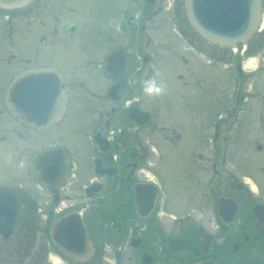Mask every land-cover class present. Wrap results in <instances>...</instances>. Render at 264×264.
<instances>
[{
	"label": "flooded vegetation",
	"instance_id": "af4514ba",
	"mask_svg": "<svg viewBox=\"0 0 264 264\" xmlns=\"http://www.w3.org/2000/svg\"><path fill=\"white\" fill-rule=\"evenodd\" d=\"M163 3L30 0L21 8L0 5V187L19 199L11 238L0 235V264H264V22L234 49L207 42L189 24L188 31L180 28L187 50L197 56L187 67L194 81L183 83L186 97L169 105L170 125L158 119L150 129L152 112L162 109L158 98L155 108L141 107V30L146 33L141 10L160 9ZM81 5L88 6L95 24L106 26L102 55L79 50L80 23L70 13ZM262 10L264 20V0ZM34 17L47 21L38 36L48 47L40 64L34 57L18 58V31ZM26 31L25 46L31 49L35 40ZM199 63L200 77L193 76ZM40 68L61 76L66 94L60 116L45 129L22 123L5 100L14 78ZM131 112L137 117L149 112L150 120L140 126L130 119ZM147 127L149 136L141 140ZM66 131L72 143L83 132L85 154L63 141L60 135ZM37 139L43 144L34 155ZM59 146L69 149L60 186H68L73 203L57 210L50 203L55 188L41 184L49 197L41 241L36 250L21 241L17 259L8 261L16 255L10 249L16 228L30 229L36 211L33 188L19 180L18 170L32 183L39 153ZM66 198L58 191V204ZM171 199L179 200L181 209H174ZM78 213L91 251L73 259L56 246L50 230Z\"/></svg>",
	"mask_w": 264,
	"mask_h": 264
},
{
	"label": "water",
	"instance_id": "95a60500",
	"mask_svg": "<svg viewBox=\"0 0 264 264\" xmlns=\"http://www.w3.org/2000/svg\"><path fill=\"white\" fill-rule=\"evenodd\" d=\"M29 0H0L3 7H19ZM185 12L193 30L208 42L231 47L245 43L257 30L261 20V0H185ZM106 66L110 71L109 57ZM63 80L51 69L28 70L13 81L6 94V106L17 118L35 128L51 125L64 107ZM111 91V89H110ZM131 115V114H130ZM138 124H145L148 113L141 119L131 115ZM36 169L43 183L55 186L63 178L68 166L67 152L51 148L42 152L36 160ZM57 201L55 195L53 202ZM19 201L16 194L0 187V235L9 238L16 222ZM55 232L56 246L73 259L90 252L85 228L76 214L63 217L51 226ZM53 235V234H52ZM59 237V239H55ZM64 236V238H62Z\"/></svg>",
	"mask_w": 264,
	"mask_h": 264
},
{
	"label": "rangeland",
	"instance_id": "374dc122",
	"mask_svg": "<svg viewBox=\"0 0 264 264\" xmlns=\"http://www.w3.org/2000/svg\"><path fill=\"white\" fill-rule=\"evenodd\" d=\"M165 3L161 5L160 9L154 8L152 10L149 9V7H145L141 10V23H145L146 25V33L150 39V42L148 45H146L147 42V35L146 33H143L141 30V87L143 88V91H141V107L146 108L147 110H151L154 107V98H158L160 103V107L162 111H157L153 113V119L154 121L151 122L152 126H148L150 129H154V123L156 120L160 119V124L164 125H170L168 124L170 122L171 117L169 116L170 110L169 105L170 104H176L180 102L181 97H186L187 88L184 85L185 83H191V81H194L190 78L189 72H187L188 63L192 61L191 57H197L194 53L190 52V50H187V45L185 41L180 38L178 35L180 33L179 29L181 28L183 31H188V23L187 18L184 10V0H163ZM167 7V8H166ZM149 11L152 13L149 21H142L143 15L146 13H149ZM63 12H59L60 16L63 14ZM70 13V12H69ZM22 16H30L29 13L26 11H19V15ZM73 16H76L79 19V36H78V43L81 51L90 53H98L101 55L104 54L103 51L106 50V26L105 25H98L95 24L92 21L91 13L87 5H81L79 8L74 12L73 14L70 13ZM59 16V17H60ZM40 19H36L34 17L30 21L29 27L22 25L19 32L18 37V58L22 57H34V63L40 64L43 63L44 54L42 50H47L48 47L45 46L44 49V43H41L38 41V36L40 32H43L47 29V21L45 20L44 24L39 22ZM26 30H29L32 34L35 42L33 47H26L25 46V34L28 32ZM32 30V31H31ZM148 39V40H149ZM72 43L73 40L68 41L67 43ZM36 49H39L38 52H36ZM29 54V55H28ZM100 55V56H101ZM43 56V57H42ZM147 56V58L145 57ZM202 61V59H201ZM201 63L197 64L193 76L199 75L202 70ZM98 70L100 72L103 71V66L99 67ZM148 81H155L156 84L161 86V92L159 94H152L149 95L144 91L145 87L147 86ZM184 83V84H183ZM201 85V84H200ZM161 114V116H159ZM171 114L175 115L176 112H172ZM174 117V116H173ZM182 118V117H181ZM185 119V118H184ZM182 119L184 122L185 120ZM150 124V125H151ZM143 129L141 131V140H146L149 136L148 131L149 128ZM158 129V127H157ZM147 133V134H146ZM63 141L68 144H71L75 151H77L79 154L86 152L87 149V142L85 141V138L82 134L79 135L78 139L75 140L74 143L70 138V135L68 134V131H66V135L64 132L60 135ZM149 141V140H148ZM151 144L152 142L149 141ZM43 142L40 140H35L33 144V153L35 155L36 151H38V148L40 145H42ZM68 144V145H69ZM159 144V143H158ZM159 146V145H157ZM156 147V146H155ZM78 165L83 162L82 155L79 156V158L75 161ZM19 180H22L25 184L27 183L30 187L33 188V195L35 198H37L40 202H43L47 199V196L44 195L45 192L42 191L44 194H40L39 191L36 189V184L38 181L37 173L34 174V179L31 183L30 179L26 177L24 174V171H21L19 168ZM36 172V171H35ZM73 179V178H71ZM70 179V180H71ZM35 183V184H34ZM67 198L66 200L63 199L62 203L56 207V209L63 208L64 206H68L69 204L73 203L70 191H66ZM173 200V208L174 209H181L182 205L179 200L177 199H171ZM34 216V222H33V230H30L29 235L27 236L28 242H31L32 246L31 248L33 250H36V247L38 243L41 241L42 237V225H43V219L42 217L35 211L33 214ZM26 224V222H25ZM40 226V228L36 229L37 226ZM27 227V226H26ZM28 228V227H27ZM22 229L16 228L13 240L15 239L16 235H19L21 233ZM11 238V237H10ZM26 242V241H25ZM14 241L11 242L12 252L15 254V248ZM26 244V243H25ZM5 260V255H1ZM10 258L8 256L7 260L13 261L15 258L17 259V255L13 257V255ZM14 258V259H13Z\"/></svg>",
	"mask_w": 264,
	"mask_h": 264
},
{
	"label": "trees",
	"instance_id": "16d2710c",
	"mask_svg": "<svg viewBox=\"0 0 264 264\" xmlns=\"http://www.w3.org/2000/svg\"><path fill=\"white\" fill-rule=\"evenodd\" d=\"M29 229L28 231L25 230V231H21V233H19V235H16L15 239L13 240L15 242V254L18 255L21 251H22V248H21V245H20V242L23 241L24 243H29L28 242V235H29ZM26 241V242H25Z\"/></svg>",
	"mask_w": 264,
	"mask_h": 264
},
{
	"label": "clouds",
	"instance_id": "9594fccd",
	"mask_svg": "<svg viewBox=\"0 0 264 264\" xmlns=\"http://www.w3.org/2000/svg\"><path fill=\"white\" fill-rule=\"evenodd\" d=\"M144 91L149 95L159 94L161 92V86L156 84L155 81H148Z\"/></svg>",
	"mask_w": 264,
	"mask_h": 264
},
{
	"label": "bare ground",
	"instance_id": "6f19581e",
	"mask_svg": "<svg viewBox=\"0 0 264 264\" xmlns=\"http://www.w3.org/2000/svg\"><path fill=\"white\" fill-rule=\"evenodd\" d=\"M54 262H57L55 259H53Z\"/></svg>",
	"mask_w": 264,
	"mask_h": 264
}]
</instances>
